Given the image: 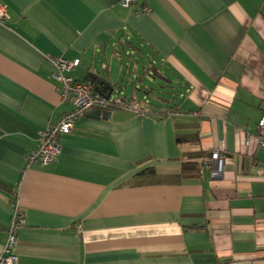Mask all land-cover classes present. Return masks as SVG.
Listing matches in <instances>:
<instances>
[{
  "label": "crops",
  "instance_id": "0c3cea01",
  "mask_svg": "<svg viewBox=\"0 0 264 264\" xmlns=\"http://www.w3.org/2000/svg\"><path fill=\"white\" fill-rule=\"evenodd\" d=\"M121 1L0 0V252L16 197L17 264H264V148L243 147L264 115V0ZM48 56L114 97L149 95V69L172 93L83 115L55 162L28 165L73 106ZM215 149L220 174L202 162Z\"/></svg>",
  "mask_w": 264,
  "mask_h": 264
},
{
  "label": "built area",
  "instance_id": "2783aa9c",
  "mask_svg": "<svg viewBox=\"0 0 264 264\" xmlns=\"http://www.w3.org/2000/svg\"><path fill=\"white\" fill-rule=\"evenodd\" d=\"M138 0H122L124 7L137 5ZM143 6L141 11H147ZM139 11V12H141ZM7 18V12L4 6L0 5V22ZM48 62L53 67L52 77L59 85L60 97L66 101H72V109L62 114L56 121L49 123L39 133V141L35 149L31 150L27 156V163L46 165L55 162L60 154V145L58 139L60 136L72 131L75 121L93 110H109L111 108H120L131 110L135 107L132 104L134 98L122 96H106L93 88L85 80H77L68 75V72L79 64V59L67 60L61 56H48ZM243 147L247 150L264 148V115L261 116L257 123L256 133L253 135L246 134L243 138ZM204 164L211 166L214 174H220L223 169V159L220 156L219 149L211 152L208 160ZM260 175L264 178V168L260 169ZM12 216L7 228L6 242L0 252V264H17L18 258L12 252V248L17 243V233L24 224L23 214L20 210L17 198L12 201Z\"/></svg>",
  "mask_w": 264,
  "mask_h": 264
},
{
  "label": "rangeland",
  "instance_id": "374dc122",
  "mask_svg": "<svg viewBox=\"0 0 264 264\" xmlns=\"http://www.w3.org/2000/svg\"><path fill=\"white\" fill-rule=\"evenodd\" d=\"M123 62H128L130 63V66H132L133 63V58L132 56H130V59H127L125 55L122 56ZM141 62V61H140ZM147 64V63H146ZM158 67V71H160V66L157 65ZM149 75L145 77V79H143L141 81V83L139 84V86L141 87H148L150 94L146 95L143 93V90H136V95L138 98H136L135 100H132V104L134 107H138L139 105L142 106V104L140 103L141 99H144V101H148V104H145V107H151L150 105H155V98L154 95H161V96H166L164 93V90H166V88L161 89V85L167 83V81H165L161 76L159 75H153L154 71L152 69H149ZM125 88L123 89L122 93H129L131 90V84L129 82H127V79H125ZM174 85H177V83H172ZM113 96V95H112Z\"/></svg>",
  "mask_w": 264,
  "mask_h": 264
},
{
  "label": "trees",
  "instance_id": "16d2710c",
  "mask_svg": "<svg viewBox=\"0 0 264 264\" xmlns=\"http://www.w3.org/2000/svg\"><path fill=\"white\" fill-rule=\"evenodd\" d=\"M165 80L167 79V78H165V77H163ZM86 79V81L87 82H89L92 86H93V88L94 89H96L97 91H99V92H102V93H107L110 89H111V87L109 86V84L108 83H106V82H102L99 78H97L96 77V75L95 74H89L88 76H87V78H85ZM165 87H170V84H163ZM164 93H168V95H166V96H161V95H159L160 96V99H157V98H155V95H154V98H155V100L156 101H159V102H167L168 101V96L172 93L170 90L169 91H166V90H164ZM186 138V137H185ZM183 139H184V137H181V138H177V141H179V142H182L183 141ZM203 162V161H202ZM197 163H195V162H187V163H183L182 164V167H181V172H180V174H179V176H178V180L179 179H181L182 177H184V176H188V175H192V173L191 172H194L195 170H197L198 168H197ZM157 177L156 176H152V175H148V176H146L145 178H142L141 180H140V182H148V181H151V180H153V179H156Z\"/></svg>",
  "mask_w": 264,
  "mask_h": 264
},
{
  "label": "water",
  "instance_id": "95a60500",
  "mask_svg": "<svg viewBox=\"0 0 264 264\" xmlns=\"http://www.w3.org/2000/svg\"><path fill=\"white\" fill-rule=\"evenodd\" d=\"M160 88L163 89V88H166V87H165L164 85H161ZM111 92H112V91L109 90V91L107 92L106 96L110 95ZM165 95H168V93H165ZM155 98L160 99V96L157 94V95H155ZM89 115H90L91 117H94V118H99V117H101V116H109V115H110V111H106V110L104 111V110L96 109V110L91 111V112L89 113Z\"/></svg>",
  "mask_w": 264,
  "mask_h": 264
}]
</instances>
